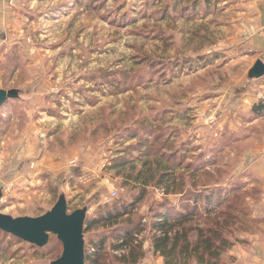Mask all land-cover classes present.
Instances as JSON below:
<instances>
[{"label": "rangeland", "instance_id": "1", "mask_svg": "<svg viewBox=\"0 0 264 264\" xmlns=\"http://www.w3.org/2000/svg\"><path fill=\"white\" fill-rule=\"evenodd\" d=\"M19 9L30 67L18 82L24 111L0 126L1 214L35 218L63 195L69 213L86 208L89 218L129 201L144 162L153 171L170 159L181 192L218 188L245 209L258 197L246 194V87L264 89L246 72L256 32L246 0H35ZM120 157L133 168L114 170ZM153 183L137 206L144 222L164 199H180ZM250 219L241 241L256 231ZM98 233L85 234V246ZM61 252L51 235L37 248L0 232V264H50ZM113 255L106 249L101 264H117ZM155 258L147 249L139 264Z\"/></svg>", "mask_w": 264, "mask_h": 264}, {"label": "trees", "instance_id": "2", "mask_svg": "<svg viewBox=\"0 0 264 264\" xmlns=\"http://www.w3.org/2000/svg\"><path fill=\"white\" fill-rule=\"evenodd\" d=\"M252 114L264 118V102L254 105ZM132 162L120 157L113 162L112 168L132 169L135 165ZM171 162H160L153 171L151 164L144 162L143 169L132 177L137 186L129 201H115L86 218L83 235L98 228H102L103 233L95 234L84 246L85 264H101L106 249L114 254L117 264H139L146 257L147 249L152 256L161 258L162 264H228L233 260L228 252L242 243L235 234L245 226L246 218L251 220L247 203L245 209L226 201L225 192L218 188L181 192V175H176L181 166ZM185 169L190 170L189 167ZM191 171L194 178L199 173L197 169ZM192 182L195 188V181ZM150 183L162 187L164 195L177 193L180 199L177 205L164 199L156 209L148 211L149 218L144 222V216L137 214V206L146 197ZM259 193L257 198H247L256 201ZM143 233L147 235L143 237Z\"/></svg>", "mask_w": 264, "mask_h": 264}, {"label": "crops", "instance_id": "3", "mask_svg": "<svg viewBox=\"0 0 264 264\" xmlns=\"http://www.w3.org/2000/svg\"><path fill=\"white\" fill-rule=\"evenodd\" d=\"M27 2L35 3V0H0V90L16 93L5 107L0 108V126L5 124L4 118L19 116L24 111L20 105L26 102L20 93L24 86L18 82L20 73L30 67L24 58L25 45L21 39L24 17L19 9ZM247 20L249 27L256 29L246 41V72L249 73L255 61L264 63V0H246V23ZM258 82V88L264 89V77ZM256 92L249 85L246 87V116L250 129L246 133V191L257 188L260 192L258 200L247 198L246 203L250 218L257 222L256 231L246 233L242 243L228 252V257L233 259L228 264H264V118L250 117L249 112L255 100L264 101V90L257 96ZM21 165L22 161H16L13 168L19 169ZM154 260V264H162L161 258Z\"/></svg>", "mask_w": 264, "mask_h": 264}, {"label": "water", "instance_id": "4", "mask_svg": "<svg viewBox=\"0 0 264 264\" xmlns=\"http://www.w3.org/2000/svg\"><path fill=\"white\" fill-rule=\"evenodd\" d=\"M248 74L255 79L263 78L264 63L255 61ZM15 95V91L0 90V108ZM2 199L0 189V207ZM86 214V208L69 213L65 197L60 195L50 210L35 218H12L0 212V232L37 248H44L50 235L54 236L62 252L50 264H85L83 229Z\"/></svg>", "mask_w": 264, "mask_h": 264}, {"label": "built area", "instance_id": "5", "mask_svg": "<svg viewBox=\"0 0 264 264\" xmlns=\"http://www.w3.org/2000/svg\"><path fill=\"white\" fill-rule=\"evenodd\" d=\"M112 196H115V191H112Z\"/></svg>", "mask_w": 264, "mask_h": 264}]
</instances>
